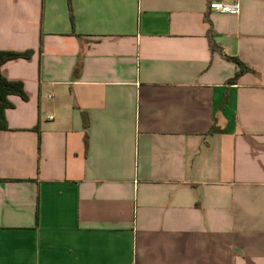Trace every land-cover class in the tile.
<instances>
[{
  "label": "crops",
  "instance_id": "crops-1",
  "mask_svg": "<svg viewBox=\"0 0 264 264\" xmlns=\"http://www.w3.org/2000/svg\"><path fill=\"white\" fill-rule=\"evenodd\" d=\"M213 1L71 0L73 28L69 0H0V50L34 51L1 68L28 100L0 264H264V0Z\"/></svg>",
  "mask_w": 264,
  "mask_h": 264
},
{
  "label": "trees",
  "instance_id": "trees-1",
  "mask_svg": "<svg viewBox=\"0 0 264 264\" xmlns=\"http://www.w3.org/2000/svg\"><path fill=\"white\" fill-rule=\"evenodd\" d=\"M69 11H70V19L73 28L75 27V17L73 13V8L71 5V0H69ZM208 41L213 52H219L222 57L227 60L236 63L240 71L236 74L235 78L232 82L236 83L239 78L245 74L247 71H252V69L248 68L244 62H242L237 57H232L227 55L224 50L217 44L215 40V33L212 28L209 29L208 32ZM34 51L28 50L25 52H9V51H1L0 50V130H9L6 112L8 109L14 107V104L10 100V96H19L24 100H28V96L25 92L24 85L20 81H12L5 78L2 74L1 68L2 66L12 60L16 59H31ZM227 102V98L225 99V103ZM211 132H215V130H211Z\"/></svg>",
  "mask_w": 264,
  "mask_h": 264
},
{
  "label": "built area",
  "instance_id": "built-area-1",
  "mask_svg": "<svg viewBox=\"0 0 264 264\" xmlns=\"http://www.w3.org/2000/svg\"><path fill=\"white\" fill-rule=\"evenodd\" d=\"M210 10L230 15H239L241 13V3L236 0L234 3H226L224 1H213L209 6Z\"/></svg>",
  "mask_w": 264,
  "mask_h": 264
}]
</instances>
